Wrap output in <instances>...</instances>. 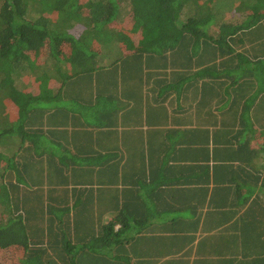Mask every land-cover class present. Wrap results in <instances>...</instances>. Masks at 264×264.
Segmentation results:
<instances>
[{
  "label": "trees",
  "instance_id": "1",
  "mask_svg": "<svg viewBox=\"0 0 264 264\" xmlns=\"http://www.w3.org/2000/svg\"><path fill=\"white\" fill-rule=\"evenodd\" d=\"M172 67L258 131L264 159V0H0V264H75L89 228L67 198L114 160L93 131Z\"/></svg>",
  "mask_w": 264,
  "mask_h": 264
},
{
  "label": "crops",
  "instance_id": "2",
  "mask_svg": "<svg viewBox=\"0 0 264 264\" xmlns=\"http://www.w3.org/2000/svg\"><path fill=\"white\" fill-rule=\"evenodd\" d=\"M189 71H162L142 91L132 82L106 132L93 131L92 150L114 160L92 177V196L67 198L83 203L66 215L89 228L77 229L75 264H264L258 131L241 133Z\"/></svg>",
  "mask_w": 264,
  "mask_h": 264
},
{
  "label": "rangeland",
  "instance_id": "3",
  "mask_svg": "<svg viewBox=\"0 0 264 264\" xmlns=\"http://www.w3.org/2000/svg\"><path fill=\"white\" fill-rule=\"evenodd\" d=\"M238 10L236 9V8H234V10L232 11V12H230L229 13V11H228V13H227V18L229 17H233V16H236V15H238L239 16V12H237ZM127 15V11H126V8H125V11H124V14H123V17H125ZM137 40V38H134V42H135V44L136 43H138V41H136ZM1 147V149H3L4 147H2V145L0 146ZM11 147H13L12 145H11Z\"/></svg>",
  "mask_w": 264,
  "mask_h": 264
}]
</instances>
